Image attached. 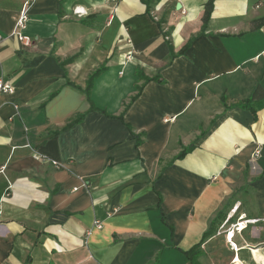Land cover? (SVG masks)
<instances>
[{"label": "crops", "instance_id": "obj_1", "mask_svg": "<svg viewBox=\"0 0 264 264\" xmlns=\"http://www.w3.org/2000/svg\"><path fill=\"white\" fill-rule=\"evenodd\" d=\"M206 2L0 0V264H264V0Z\"/></svg>", "mask_w": 264, "mask_h": 264}, {"label": "built area", "instance_id": "obj_2", "mask_svg": "<svg viewBox=\"0 0 264 264\" xmlns=\"http://www.w3.org/2000/svg\"><path fill=\"white\" fill-rule=\"evenodd\" d=\"M30 1H31V0H25V3H29ZM84 11H85L84 8L81 7V6H78V5H77V6H74V7H73V12H74L75 14H77L78 16H81V15L83 14ZM25 15H26L25 11L22 10V11L20 12V16H19V19H18V21H17V25H18V27H22V26H23V22H24V19H25ZM18 38H19L20 40H22V41L24 42L25 45H28V44H29V40H28V38L22 36L21 34H18ZM0 91H2V92H7V93L11 92V91H12V86H11V84H10L9 82H3V81L0 80ZM15 107H16V106H15ZM52 163H53V164H56V162H52ZM237 206H238V205L236 204L232 210L234 211L235 208H237ZM243 217H244V215L239 216V217H238L239 220H237L236 222L232 223L231 226H230L231 228L229 227V228H230V231L227 232V235H228L227 238H228V240H229L230 246L233 247V248H235V245H234V243H232V242L230 241L231 236H232V234H233V231H234V230L240 231V230H242L243 226H245L247 223H254V222L257 221L256 219H247V220H244V221H243ZM263 222H264V220H263ZM244 223H245V224H244ZM241 224H243V225L241 226ZM94 225H95L96 227H99V222H95Z\"/></svg>", "mask_w": 264, "mask_h": 264}, {"label": "trees", "instance_id": "obj_3", "mask_svg": "<svg viewBox=\"0 0 264 264\" xmlns=\"http://www.w3.org/2000/svg\"><path fill=\"white\" fill-rule=\"evenodd\" d=\"M154 0H143L144 4L146 5V10L149 12L150 10V6L152 5ZM212 3H213V0H207L206 4H205V7H204V12H203V16H202V22H205L209 15H210V12H211V9H212ZM101 67L96 69L95 71L92 72V74L89 76L88 80H87V83H86V88H85V92L86 94L89 93L90 91V87L94 81V79L96 78V76L100 73L101 71ZM140 87H138L137 89H139ZM80 117H77V119H79ZM187 149H183L179 154H178V157H182L185 153H186ZM195 249V248H193ZM193 249H191L189 252H187V255H191L193 254Z\"/></svg>", "mask_w": 264, "mask_h": 264}, {"label": "rangeland", "instance_id": "obj_4", "mask_svg": "<svg viewBox=\"0 0 264 264\" xmlns=\"http://www.w3.org/2000/svg\"><path fill=\"white\" fill-rule=\"evenodd\" d=\"M237 220H235L234 222H236Z\"/></svg>", "mask_w": 264, "mask_h": 264}, {"label": "bare ground", "instance_id": "obj_5", "mask_svg": "<svg viewBox=\"0 0 264 264\" xmlns=\"http://www.w3.org/2000/svg\"><path fill=\"white\" fill-rule=\"evenodd\" d=\"M243 224H241V226H242Z\"/></svg>", "mask_w": 264, "mask_h": 264}]
</instances>
